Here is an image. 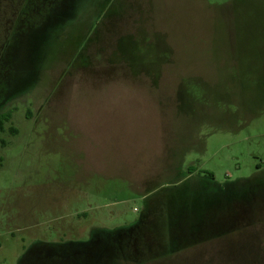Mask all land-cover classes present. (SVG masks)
<instances>
[{"label": "rangeland", "instance_id": "obj_1", "mask_svg": "<svg viewBox=\"0 0 264 264\" xmlns=\"http://www.w3.org/2000/svg\"><path fill=\"white\" fill-rule=\"evenodd\" d=\"M54 10L0 61V264H264V0Z\"/></svg>", "mask_w": 264, "mask_h": 264}, {"label": "trees", "instance_id": "obj_2", "mask_svg": "<svg viewBox=\"0 0 264 264\" xmlns=\"http://www.w3.org/2000/svg\"><path fill=\"white\" fill-rule=\"evenodd\" d=\"M55 0H25L21 11L18 15L17 21H16V27L15 30L12 32V36L11 38L6 42L3 53L0 56V61H4L5 60V53L6 50L8 48H10L13 45V36L15 35L16 31H17V26L19 25L20 28H23V30H25L24 28L28 27L29 29H31V31H35L36 29H47L48 26L53 25V23L57 22L60 18H62V14L66 13L63 12L61 13L59 10H54L55 6L57 4V2L59 1H55V3H53ZM35 10L39 11V14H35ZM55 12V14L53 13ZM55 15L54 17H52L51 15L53 14ZM59 13V14H58ZM45 15V16H44ZM41 17V18H40ZM57 20V21H56ZM43 25V26H41ZM21 29V31H23ZM1 75V74H0ZM12 119V111H5V112H0V132H3L5 130V124L7 122H9ZM12 134H16L17 133V129H15L14 127H11L10 129ZM2 146L6 145V142L4 140L1 141ZM195 168L194 169H190L189 171V175H192L193 173H195ZM206 179H214V176L212 173H207L205 174ZM206 182L203 181V178H201V185L206 186V184H204ZM203 186V187H204ZM235 185H231L229 184L227 185H223L220 187V191L218 195L222 196L220 197L222 202H227L228 199H226L227 196V192H228V188H231L232 192L230 199L231 200H245L248 196L252 195L253 193L263 190V189H255L253 186H251L250 184H244L240 190H236V187H234ZM209 194L210 197V193L207 192ZM204 197V196H202ZM224 199H226L224 201ZM204 210H201L198 215H200L201 212H203ZM197 215V216H198ZM177 241V237H173L172 238V242ZM84 244L83 242L80 243V245Z\"/></svg>", "mask_w": 264, "mask_h": 264}, {"label": "flooded vegetation", "instance_id": "obj_3", "mask_svg": "<svg viewBox=\"0 0 264 264\" xmlns=\"http://www.w3.org/2000/svg\"><path fill=\"white\" fill-rule=\"evenodd\" d=\"M98 242V240H96V239H94V237H92L89 241H87V242H83L84 244H82L83 245V247H84V245L86 246V249L84 248V253H83V255H85L86 254V257L88 256V254H89V256L90 255H92L93 253H94V250L96 251V254H94L95 256H97L99 253H100V251H99V249L98 248H100V246L98 245V247H96L95 245H96V243ZM82 243V242H81ZM91 247V250H89V248ZM96 247V248H95ZM29 255L31 254V252L33 253V248L32 249H30L29 251ZM35 254H37V252H35ZM28 255V256H29ZM22 262H23V260H22ZM23 264V263H22Z\"/></svg>", "mask_w": 264, "mask_h": 264}]
</instances>
